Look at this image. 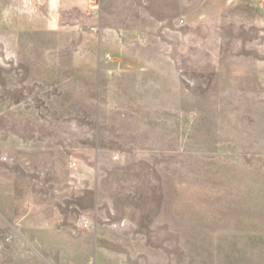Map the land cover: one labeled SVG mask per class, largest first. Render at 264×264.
I'll return each mask as SVG.
<instances>
[{"label":"rangeland","instance_id":"1","mask_svg":"<svg viewBox=\"0 0 264 264\" xmlns=\"http://www.w3.org/2000/svg\"><path fill=\"white\" fill-rule=\"evenodd\" d=\"M93 1L0 0V264H264V3Z\"/></svg>","mask_w":264,"mask_h":264},{"label":"crops","instance_id":"2","mask_svg":"<svg viewBox=\"0 0 264 264\" xmlns=\"http://www.w3.org/2000/svg\"><path fill=\"white\" fill-rule=\"evenodd\" d=\"M78 3H82L81 5H83L86 9H89L91 12H93V8H94V1L93 0H76ZM185 0H179V4H180V7H182L183 5V2ZM115 30V29H114ZM112 30V31H114ZM110 31V30H108ZM107 34V33H106ZM123 34H118L117 32H114V33H110L108 32V34L106 35L107 37H103V39L105 38L106 41L109 42V45H111L112 47H118L119 44H118V41H120L121 37H122ZM110 46V47H111ZM119 53L120 55H123V51H122V48L119 47Z\"/></svg>","mask_w":264,"mask_h":264},{"label":"built area","instance_id":"3","mask_svg":"<svg viewBox=\"0 0 264 264\" xmlns=\"http://www.w3.org/2000/svg\"><path fill=\"white\" fill-rule=\"evenodd\" d=\"M262 2L264 3V0H262Z\"/></svg>","mask_w":264,"mask_h":264}]
</instances>
